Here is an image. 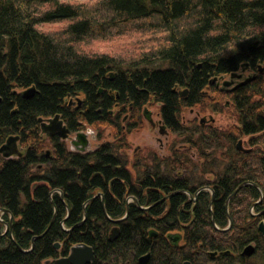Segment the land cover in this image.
Wrapping results in <instances>:
<instances>
[{
	"label": "trees",
	"instance_id": "1",
	"mask_svg": "<svg viewBox=\"0 0 264 264\" xmlns=\"http://www.w3.org/2000/svg\"><path fill=\"white\" fill-rule=\"evenodd\" d=\"M62 20L68 23L59 36L39 28ZM131 32L144 37L146 48L138 59L125 64L107 54L89 55L78 48L86 39L103 40ZM245 62L257 72L255 79L234 90L219 91L232 96L239 130L250 134L264 130V111L253 99L261 95L258 86L264 77V70H257L259 65L264 69V0H97L90 6L62 0H0V143L5 134L33 130L39 125L37 117L55 113L61 114L71 131L79 130L81 122H104L121 135L120 115L113 117L109 111L120 106V113L130 111L132 116L151 99L160 104L165 125L184 134L181 109L203 102L205 90L215 91L210 87L211 77L238 71ZM33 85L37 92L28 98L14 91ZM181 88H186L185 95H179ZM78 95L83 98L80 108L64 104ZM210 108L218 109L215 104ZM194 131L201 142L208 135V146L214 140V148L228 146L224 155L235 152L230 148L236 144V135L227 134L218 144L220 136L210 127L196 126ZM186 138L199 148L203 161L206 155L217 154L202 149L193 135ZM52 147L55 160L41 158L36 148L28 149L22 158L0 160V208L13 215L10 232L4 234L0 223V264H53L44 260L63 255L80 242L93 248L91 264H138V257L146 253L150 254L148 264H183L185 260L203 264L209 260L207 250L241 244L212 226L208 192L199 193L193 212L189 204L182 208L184 194L162 200V192L169 194L192 184L187 177L177 179L170 172L163 175V161L190 165L188 169L198 173L209 169L199 170L194 161L191 165L185 158L187 150L172 148L164 159L151 153V161L140 155L132 173L128 158L120 157L119 148L112 143L75 153L54 138ZM221 156L216 166L226 168L213 186V208L215 223L223 225L224 199L241 177L250 170L264 177V150L247 159L246 173L238 158L229 159L230 164L224 166L223 153ZM144 161L151 162L150 172L145 174L140 168ZM37 163H44V170L30 177L29 168ZM216 166L210 169L219 170ZM192 178L198 183L203 180L199 175ZM55 189L62 191L63 200L52 192ZM128 195H134L141 207L130 202L127 216L114 223L110 218L125 215ZM234 198L230 203H235ZM7 211L3 221L9 223ZM190 220L183 230L185 245H170L165 234L179 229V222ZM114 226L118 235L109 240ZM149 229L157 234L149 236ZM251 234L250 230L246 235ZM55 242L61 243V249L53 247Z\"/></svg>",
	"mask_w": 264,
	"mask_h": 264
},
{
	"label": "rangeland",
	"instance_id": "2",
	"mask_svg": "<svg viewBox=\"0 0 264 264\" xmlns=\"http://www.w3.org/2000/svg\"><path fill=\"white\" fill-rule=\"evenodd\" d=\"M62 1L72 5L90 6L97 0H62ZM67 23L68 21L66 20L43 23L39 26V28L41 29V31L45 33H50L59 36L58 35L59 32L67 25ZM143 39H144L143 36H140L135 32H131L127 35H123L120 37L119 36L111 37L103 40L86 39L84 42H81L78 45V48L82 53L89 55L107 54L115 59H118L119 61H122V64H125L126 62H130V60L138 59L139 53H142L140 51L145 50L146 45L142 44ZM237 72L241 74V77L236 78V80L242 79L244 76H249L252 73H256L257 75V72H255V70H253V68L250 65L249 67L247 66L243 69L240 68ZM229 74L230 73L217 75L216 82L217 81L218 82L217 83L211 82V86H210L213 87L215 91L212 89L205 90L204 95L206 98L203 100V102H201L198 105L186 106L181 109L179 119L181 125H183V130L181 131L184 132V134L173 132L169 128H167L166 134H162L159 132L158 121L161 120L160 105L153 99L149 100L146 104H144L139 111H135L134 114H132V116H131L132 112L130 111L120 113L119 125L122 129L121 135H118V132L114 126H111L104 122H98L95 124H88L85 122H81L82 127L79 130L87 133V138L90 143L89 146L91 147L92 150L96 149L103 143H112L116 145L119 148V150H117L118 155H120V157L128 158L129 161L128 169L132 173L134 172V170L132 169L133 163L137 162V158L140 155L146 156V158L149 161H151L150 159L151 151H154L156 153V156L158 157L168 156L171 152V148H176L180 150L186 149L188 152H186L187 156H185V158L189 159L191 165H193L191 161H194V163L199 166V170L202 167L203 169L214 167L216 160H212V159L214 158V156H216L219 159L220 157L218 154L206 155L205 160L203 161L202 159L199 158L200 157L199 156L200 154H198V152L200 151L199 148L190 147V144L186 142L187 139L186 137H189V135L191 136L193 135V141L196 140V142L201 143L206 152L209 151V149L212 146H214V144H216L214 140L211 142L212 146L211 144L209 146L207 145L209 143V140L206 141L208 136L207 134L204 136L205 140H203L202 142L201 140L200 141L197 140V137L199 138L200 136L194 131L196 126L210 127L211 131L214 134L220 136L218 144L222 143L223 137L226 136L227 134L229 135L232 134L233 136L236 135L235 142H237V140L239 139H242L244 146H249V144H251L257 138L256 137L253 139H249L247 135H244L243 133L240 132L239 129L241 125L238 120L239 119L238 114L235 110V107L233 106L232 96L227 93H222L219 91L222 81L229 80L230 77ZM212 78L213 77H211V79ZM25 89L16 87L14 91L18 93ZM258 90L260 91L261 95L259 94L254 95L253 99L261 103L259 109L261 111H264V77L259 81ZM75 97H79L80 99H83L82 96L79 95ZM71 99L72 101H76L75 98H71ZM213 104L217 106L218 108L217 111L211 110L210 107H212ZM144 107H147L150 110L152 114V118L156 123L155 127H152L151 124L143 116L142 110ZM114 111L115 110L113 108V112ZM201 119L205 121L201 123L200 121ZM129 125L131 127L130 130H128ZM91 132H93V136H91ZM10 134H17L18 136H20L19 140H17V145L19 146V149L22 151H24L29 147H34L41 153L51 149V145L48 141L49 138H47V136L44 133H42V131H40L39 125L37 126V128L33 130L32 129L25 130L23 134L20 131L18 132V130L14 133H8L7 135L5 134L2 138L0 146L2 145V143L5 142L7 136ZM74 134L75 133L72 131L71 135L74 136ZM258 138H260L259 142H261L262 145H264V137H258ZM136 148L138 150H136L135 152ZM218 153L220 154V152ZM11 156L12 154L8 156H4L0 152V160ZM12 157H15V155H13ZM208 158H211V160H208ZM43 170H44L43 165L38 166L37 164H34L29 168V173H30L29 175L30 177L31 176L34 177ZM200 176H202L201 171H200ZM205 177L213 178V176L209 174H206L204 178ZM21 200L22 202L24 201L23 195L21 196ZM3 214L4 213H2V211L0 210V223L3 226L2 229L3 233L6 234L7 232H9L8 231L9 228H8V222L3 221ZM10 219L11 221L9 222L11 223L13 219L12 218ZM14 220H16V218ZM61 226L64 229L67 228L63 222H61ZM61 247L62 246H59L57 249H61ZM256 260L257 263L264 262V259L260 256V253H257ZM206 264H218V263L207 262Z\"/></svg>",
	"mask_w": 264,
	"mask_h": 264
},
{
	"label": "flooded vegetation",
	"instance_id": "3",
	"mask_svg": "<svg viewBox=\"0 0 264 264\" xmlns=\"http://www.w3.org/2000/svg\"><path fill=\"white\" fill-rule=\"evenodd\" d=\"M245 63H247V62H245ZM247 66L249 67L248 63H247V65H244L243 67L241 64V69H243ZM261 68L262 69H260V65H259L257 70L259 72H262L264 70L263 66H261ZM253 75L255 77L257 76L256 73H252L249 76H253ZM249 76H244L242 79H239V80H236V78H233L231 84L228 86H222V83H221L220 90H222V91L234 90L238 86L245 85V84L249 83L251 80L255 79V77H254L253 79L249 80L247 83H241L242 80H244L246 77H249ZM229 79H230V77H229ZM216 80H213L211 82H216ZM34 87H35V91L31 95L23 96L22 95L23 90L18 92V93L24 98L31 97L35 92H37L36 86H34ZM182 90L183 89L178 90L179 95H185L186 94V92L180 94V92ZM99 91H101V89H99ZM77 98H79V97H77ZM77 98H75L76 101H72L71 98H68L64 104L69 108H75V109L80 108L82 106V99H81V103L78 104ZM144 108H147V107H144ZM144 108H143V110H144ZM16 110H17L16 107H14L13 111H16ZM114 110H115L114 112H113V109L109 111L113 117H117L118 114L120 115V112L122 111L120 106H115ZM143 110H142V114H143ZM55 114H53V115H55ZM57 114L60 115L61 120L66 125V127H68L66 122L61 117V114L60 113H57ZM53 115L41 116V117L48 118V117H52ZM160 115H161V113H160ZM143 116H144V114H143ZM150 116H151V120L150 121L147 119L146 120L151 124L152 127H155L156 123L152 118V114H150ZM39 117H37V120ZM161 120L163 123L161 122ZM161 120L158 121L159 132L162 134H166L168 127L165 125L162 117H161ZM200 121H201V123H203L205 120L201 119ZM38 123L40 126L39 120H38ZM160 126H163L164 132H161ZM19 131L20 130H18V132ZM40 131H42L41 126H40ZM79 131L80 130L73 131V132L77 133ZM12 133H14V132H12ZM42 133H44L47 136V138H49L48 141L51 145V149L46 150L43 153H41L42 154L41 158L45 157L49 161L55 160V158H56V156L53 153L54 149L52 147L54 138L62 140L64 143L66 142L67 143V145L65 143L66 148L69 151H72L75 153H88V152H92L95 150V149L92 150L91 147L88 146V148L85 151H77V150L71 148L68 139L60 138L59 135L56 133H54L52 136H49L48 134H46L43 131H42ZM71 133H72V131L70 130V132H69L70 137L73 136V135H71ZM261 134H264V130L258 131V132L256 131V132H253L250 134H244V135H247L249 139H253L256 137L257 138L251 144H249V146H244L242 139H239L241 141V147L238 148L237 142H236L235 146L230 148L235 152L231 153L229 156L224 155L225 153L228 152V146H226V145L216 146L215 148L211 147L209 149V151L216 150L217 154L220 157L219 159H222L221 154L223 153V160L225 161L224 166L230 164L228 161L229 159L234 158V157L238 158V165L240 167H243V170L246 173L247 170H246L245 166L248 165L247 159H249L250 157H253V155L257 154L258 151L264 150V145L255 142L256 140H260V138H258V137ZM11 135L17 137L15 140V144L17 146L16 152L11 153L12 156L15 155V157L11 156V157H7V158H3V159H1L2 161L8 160V159L22 158L26 154L28 149L34 148V147H29V148L25 149L24 151L20 150L19 146L17 145V140H19L20 136H18L17 134H10L7 136V138ZM7 138H6V140H7ZM6 140H5V142H6ZM89 145H90V143H89ZM190 147H192V146L190 145ZM97 148H99V147H97ZM137 148L135 149V152H136V150H138ZM194 148H197V147H194ZM202 149H204V147H202ZM175 150L178 152L181 151L180 149H176V148H175ZM183 150H186V149H183ZM0 152L3 154V152L1 150H0ZM218 152H220V154ZM151 153L156 155V153L154 151H151ZM196 154H197V152H196ZM170 155H171V152L168 156H170ZM210 155H216V154L213 153ZM168 156H160V158L164 159L165 157H168ZM219 159L216 156H214V158L212 159V160H216L214 166H216ZM2 161L0 162V164H2ZM162 164H161L162 166L160 169H161V173L163 175H167L170 172L171 176H174L177 179H182V178L187 177L192 183V184H189L187 188L179 187V188L175 189L174 191L169 192V194L162 192L163 193L162 200L166 201V200L170 199L175 194H184L186 197V200L182 204V208L186 204H189V207H190L189 211L193 212V207H194L195 203L197 202L199 193L200 192H208L209 193L208 210L210 212V218H211L212 226L216 230H218L219 232L225 233V234L227 233V236L237 238L241 242L240 245L234 246L232 248L226 247L223 250H220V249L207 250L205 253L209 259L207 262H215L218 264H264V262L257 263V260H256L257 253H260V256L264 259V232H262L260 229L261 226H264V177L260 176L261 174L257 173L258 171L254 172L256 175L253 173L252 170H250V173L249 172L246 173V175L244 177H241V179L239 180V183L235 186L233 191L225 197L224 202H223V206H224L223 219L225 221L223 222L224 223L223 225H220L218 223H215V221H214L215 212H214V208H213V202L215 199V189L213 186L219 182V175H223V170L225 171L226 167H224V169L222 168L221 170L217 166H216V168L219 170H216L214 168H212V169L209 168L204 173H201V175H202L201 177L203 178V180H201L202 181L201 183H198L196 181V179L194 180L192 177L195 175L200 176V173H197L195 171H194L195 172L194 173L193 172L194 169H188L187 166H190V165H178L177 166V164L168 163L166 161H163ZM37 165L38 166L43 165L45 167L44 163H37ZM140 165H141L140 168L142 170V173L145 174L147 172H150L151 162H145L144 161L143 163H140ZM184 167H186V168H184ZM134 172H135V170H134ZM180 173H182V174H180ZM206 174L213 176V178H207V177L204 178V176ZM189 176H192V177H189ZM251 190H255L256 193L255 194L252 193ZM54 191L58 192L60 195V198L63 200L62 191L60 189H55L52 192H54ZM232 198H234L233 201H235V203L237 201L239 202V206H235V203L234 204L230 203ZM133 199H135L137 201V199L134 195H128L126 198V213H125L126 216H127L128 205L130 202H134L138 207L140 206L138 201L135 202V200H133ZM0 210L2 211V213H4V211H7L5 208H0ZM7 212H9V211H7ZM11 215L12 214L9 212V217ZM125 215H123L122 217H124ZM9 221H11V219ZM190 222H191V220L188 222H185V223L179 222V229L168 231L165 234V238L167 239V241L170 245L175 246V247H183L185 245L184 241H183V232H184L183 230H184V228H186L190 225ZM8 228H9L8 231L10 232L11 228H12V223H10V222L8 223ZM222 229H224V230H222ZM250 230L252 231V234H251V236L250 235L247 236L246 234ZM168 233H179L180 236L175 243H172L167 238ZM149 236H152V235H149ZM59 246H61V243ZM247 246L250 247L249 253L244 251ZM53 247L58 248V247H55L54 244H53ZM68 250H67V252H68ZM67 252L63 255H66ZM63 255H60V256H63ZM53 259H54L53 257L48 258L49 262H47V263H53ZM45 260H44V263H46ZM148 262H149V259L147 261V264H148ZM186 262L188 264H191V262L187 261V260L183 261L182 263L186 264ZM207 262H204L203 264H206ZM91 263H93V262H89L86 264H91Z\"/></svg>",
	"mask_w": 264,
	"mask_h": 264
},
{
	"label": "water",
	"instance_id": "4",
	"mask_svg": "<svg viewBox=\"0 0 264 264\" xmlns=\"http://www.w3.org/2000/svg\"><path fill=\"white\" fill-rule=\"evenodd\" d=\"M244 65H247V63H243L242 67ZM260 69H262L261 66H260ZM239 77H241V74L238 73L237 71L231 72L230 73V79L229 80H223L222 86L230 85L233 78H239ZM254 77H255L254 75L246 77L244 80L241 81V83H247L249 80L253 79ZM216 79H217V77L214 76L211 79V81L216 80ZM34 91H35V87L30 86L27 89L23 90L22 95L28 96V95H31ZM185 92H186V88L183 89L180 92V94L185 93ZM77 102H78V104L81 103V99L77 98ZM143 114L147 120H149V121L151 120V116H150L151 112L147 108H144ZM38 120L40 121V126H41V129L43 132H45L49 136H52L54 133H56L59 135L60 138L68 139L72 149H75L77 151H85L88 148L89 141L87 138V133L83 132V131H79V132L75 133L74 136L70 137V135H69L70 130L63 123L59 114L56 113L52 117H48V118H43L40 116L38 118ZM160 130H161V132H164L163 126H160ZM91 136H93V132L91 133ZM16 138H17L16 136L11 135L7 138L6 142L0 146V150L3 152L4 156H8L11 153L16 152V149H17V146L15 144ZM237 146H238V148L241 147V141L240 140L237 141ZM133 200H135V199H133ZM135 202H137V201L135 200ZM85 204L86 203H84V205H83L84 207H85ZM139 207H141V206H139ZM85 216H86V214L84 215V218H85ZM125 217H126V215L124 217L117 218V219H111L110 218V220H112L114 223H116V222L121 221ZM10 218H12V215ZM53 218H52L51 222L53 221ZM108 219H109V217H108ZM260 229L262 232H264V226H261ZM65 230H67V229L65 228ZM222 230H224V229H222ZM118 232H119L118 227L114 226L111 229L109 240H113L115 237H117ZM148 233H149V235H156L157 231L154 229H150L148 231ZM179 236H180L179 233H168L167 234V238L172 243H175L178 240ZM34 238H36V236L32 237L31 246L33 245ZM59 245H60L59 242L54 243L55 247H59ZM249 250H250V247L247 246L244 251L249 253ZM149 255H150L149 253H146V254L139 256L138 257V264H147V261L149 259ZM94 259H95V256H94L93 248L88 244L80 242V243L72 244L69 247V250H68L66 255L54 258L53 264H86L89 262H93ZM45 262L47 263V262H49V260L46 259ZM186 264H188V263L186 262Z\"/></svg>",
	"mask_w": 264,
	"mask_h": 264
}]
</instances>
